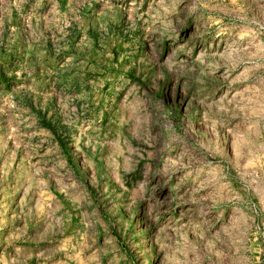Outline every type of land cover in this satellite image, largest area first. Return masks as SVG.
Segmentation results:
<instances>
[{
  "label": "rangeland",
  "instance_id": "374dc122",
  "mask_svg": "<svg viewBox=\"0 0 264 264\" xmlns=\"http://www.w3.org/2000/svg\"><path fill=\"white\" fill-rule=\"evenodd\" d=\"M263 161L264 0H0V264H264Z\"/></svg>",
  "mask_w": 264,
  "mask_h": 264
},
{
  "label": "crops",
  "instance_id": "0c3cea01",
  "mask_svg": "<svg viewBox=\"0 0 264 264\" xmlns=\"http://www.w3.org/2000/svg\"><path fill=\"white\" fill-rule=\"evenodd\" d=\"M257 167L259 169L257 168L255 174L251 175V177L249 178L251 179L250 189L254 194L255 202H256L253 208L255 210V215L264 216V161L262 163L257 164ZM257 221H261L262 223H264V218L259 220L257 219ZM263 233H264V227H263ZM253 241H258V240L253 239ZM261 244L264 246V240H262V243L258 241L257 245H261Z\"/></svg>",
  "mask_w": 264,
  "mask_h": 264
}]
</instances>
